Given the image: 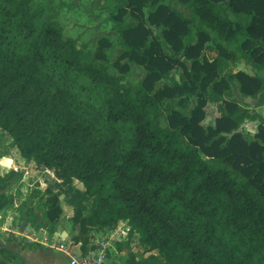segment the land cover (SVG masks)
<instances>
[{
	"label": "trees",
	"instance_id": "1",
	"mask_svg": "<svg viewBox=\"0 0 264 264\" xmlns=\"http://www.w3.org/2000/svg\"><path fill=\"white\" fill-rule=\"evenodd\" d=\"M107 3L113 62L107 38L91 53L64 37L58 19L71 3L0 0V130L26 167L79 185L70 223L82 254L92 233L126 221L157 255L128 249L123 264H264V123L231 85L264 106V0ZM239 59L252 74H222ZM128 63L144 71L136 84L123 82ZM209 105L217 116L205 127ZM244 120L259 121L252 140L238 131ZM10 201L0 177V210ZM35 210L49 227L62 212L48 188L17 208L38 226ZM16 258L0 248V264Z\"/></svg>",
	"mask_w": 264,
	"mask_h": 264
},
{
	"label": "crops",
	"instance_id": "2",
	"mask_svg": "<svg viewBox=\"0 0 264 264\" xmlns=\"http://www.w3.org/2000/svg\"><path fill=\"white\" fill-rule=\"evenodd\" d=\"M240 71L251 74L246 69ZM8 142H11L10 137ZM15 150L19 156L16 155L15 159L21 164V167H16L18 171L7 169L6 161H0V168H2L0 170L1 184L6 187V193L11 200L0 210V248L17 256L10 264H16L19 261L24 264H70L72 256L76 255V251L77 253L80 252L79 244H75L73 240L76 229L72 228L70 219L73 215L74 203L83 197L82 190L77 183L62 186L60 181L46 169L31 168L28 170L18 150L16 148ZM34 188L41 192L48 188L59 199L62 212L53 227H49L43 221L41 211L35 210L38 226L32 225L27 220L25 212L21 214L17 212L20 203ZM84 205L89 208L90 200H86ZM116 227L124 229L129 226L127 222L120 221L114 228ZM135 235V233L131 234L129 230L126 237L127 245L124 243L126 241L116 242L108 254L105 264H123L127 259L129 250L138 260L146 258L150 254L157 255L156 251L150 252L146 245L139 242L138 235H136L138 243L133 240ZM61 241L65 245V249L59 248ZM134 245L136 246L133 247ZM136 249L141 250L142 253L145 251L146 256H138V253L134 251Z\"/></svg>",
	"mask_w": 264,
	"mask_h": 264
},
{
	"label": "rangeland",
	"instance_id": "3",
	"mask_svg": "<svg viewBox=\"0 0 264 264\" xmlns=\"http://www.w3.org/2000/svg\"><path fill=\"white\" fill-rule=\"evenodd\" d=\"M39 2L41 0H35ZM65 1L71 3V6L62 9L59 15V24L61 26L63 35L65 38H77L79 43H84L91 53L96 50L97 40L100 37H105L110 40L114 46L112 62L115 60L119 49L117 47V41L115 34L111 31V23L108 21V14L105 11V8L108 5L107 0H55ZM178 9H182L181 6H176ZM186 15L189 13L184 9ZM158 33L157 31H155ZM203 54L207 59H212L217 55V52L214 47L213 42H209L205 45ZM125 62V61H124ZM129 69L126 74L123 75V82L136 84L144 76V71L139 66L128 63ZM242 69L252 74L250 68L244 64L243 60L239 59L237 62L228 61L223 65L222 74L235 73ZM181 71L176 69L171 72L168 78L160 81L157 84V87L162 86L173 80H177ZM264 75V73H263ZM233 99L239 103V107L244 109L249 113V115L257 114L262 118L264 123V107L257 105V102L250 99L241 97L237 93V83L231 82ZM217 116V110L214 105H209L206 109V117L203 121V125L209 126L214 124V118ZM259 124L258 120H244L243 123L239 126L238 131L243 135L246 140H252L254 133L256 132V127ZM9 136L0 130V161H6L7 169L12 170L15 167H21L17 159V151L11 142H8ZM38 169L34 165L27 167L30 169ZM2 168H0L1 170ZM6 169V170H7ZM79 186V185H78ZM88 205V204H87ZM123 222V221H122ZM126 221H124L125 223ZM133 240L137 241V236L133 237ZM138 243V241H137ZM134 245L133 247H135ZM135 253H138V256H146V252L141 250H134ZM77 254V251H76ZM110 264V263H109Z\"/></svg>",
	"mask_w": 264,
	"mask_h": 264
},
{
	"label": "built area",
	"instance_id": "4",
	"mask_svg": "<svg viewBox=\"0 0 264 264\" xmlns=\"http://www.w3.org/2000/svg\"><path fill=\"white\" fill-rule=\"evenodd\" d=\"M14 170L18 171V168L15 167ZM129 230L130 227L124 229L116 227L104 234L92 233L90 241L92 249L88 250L85 254L78 252L76 255H73L70 264H105L114 244L126 241ZM59 248L65 249L62 241L59 244Z\"/></svg>",
	"mask_w": 264,
	"mask_h": 264
}]
</instances>
